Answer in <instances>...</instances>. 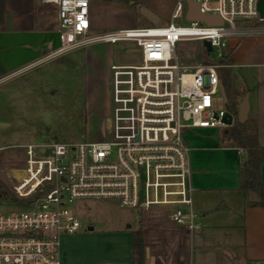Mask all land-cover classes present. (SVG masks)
Returning a JSON list of instances; mask_svg holds the SVG:
<instances>
[{"label":"built area","instance_id":"2783aa9c","mask_svg":"<svg viewBox=\"0 0 264 264\" xmlns=\"http://www.w3.org/2000/svg\"><path fill=\"white\" fill-rule=\"evenodd\" d=\"M43 1L57 8L59 47L51 55L96 41L131 42L140 55L137 62L111 66L112 106L103 140L22 145L21 164L9 166L21 171L10 174V180L17 177L12 182L15 208L0 213V264H62L63 238L83 226L70 209L78 200L115 199L122 207L141 209L143 218L166 229L171 223L199 233L185 135L226 126L230 114L214 107L215 96L223 97L220 70L227 67L223 60L233 39L264 31V26L248 25L250 20L264 23L259 0H193L223 24L188 20L190 26L175 24L188 13L187 2L178 0L168 25L150 23L99 35H91L90 0ZM182 40L209 41L214 58L182 63L176 53ZM253 264H264V259Z\"/></svg>","mask_w":264,"mask_h":264},{"label":"crops","instance_id":"0c3cea01","mask_svg":"<svg viewBox=\"0 0 264 264\" xmlns=\"http://www.w3.org/2000/svg\"><path fill=\"white\" fill-rule=\"evenodd\" d=\"M90 1L93 28L97 23L95 11L102 1ZM57 20V8L52 3L6 0L5 24L0 30V133H3L0 136L18 141L28 133L21 125L25 119L23 111L29 113L34 106L32 98L26 96L37 92L35 83L46 75L49 67H43L40 72L41 68L35 69L32 73L28 68H39L59 57L51 55L59 47ZM230 47L225 68L232 72V97L238 112L240 103L245 97L249 98L245 123L251 125L247 132L257 134L264 147V31L255 30L233 39ZM235 68L250 70V73L240 82ZM228 127L186 133L191 147L193 209L200 215L202 230L194 234L171 223L166 229L165 224L154 223L145 217L142 221L145 264H216L219 258L225 260L222 264H253L264 259V208L247 204L249 200L258 199L255 192L246 199L240 187L247 151L224 136ZM33 133L38 136L37 132ZM52 139L55 138H44L39 143ZM11 145L0 144V151ZM23 153L19 152L15 158L22 160ZM10 157L1 158L4 164H0V175L7 176L8 180L12 173L21 174L19 169L4 166ZM261 176L264 180V162ZM178 228L179 235L174 234ZM134 229L128 226L123 230L96 232L89 227V230L81 232V229L76 234L67 235L63 238L62 264H133L131 231ZM85 236L90 238L89 242L79 241ZM232 248L236 250L234 256L230 251ZM241 248L243 252L238 255Z\"/></svg>","mask_w":264,"mask_h":264},{"label":"rangeland","instance_id":"374dc122","mask_svg":"<svg viewBox=\"0 0 264 264\" xmlns=\"http://www.w3.org/2000/svg\"><path fill=\"white\" fill-rule=\"evenodd\" d=\"M101 1L102 5L98 4V9L95 11L97 23L91 29V35H99L119 28L148 26L150 22L141 14V6H147L159 15L160 24L168 25L172 20V13L178 0ZM251 23L252 26L258 28L264 26V23L258 20H250L248 25ZM175 24L190 26V22L184 16L178 17ZM204 47L205 43L202 40H182L176 43V53L182 63L196 65L214 58V55L207 52V49L205 52ZM139 55L137 46L131 42L114 44L96 41L57 54L54 57H59L46 62L39 68H34V66L28 68V72L31 73L35 69L41 68L40 72L44 69L43 67H49V71L35 83L37 92L26 96L32 98L34 106L29 113L26 110L23 111L25 119H22L21 125L23 124L28 133L18 141H14L13 137L9 139L6 135L0 136V144L13 145L0 151V164L2 166L4 164L1 163V160L3 161L1 158L11 155L8 164L4 166L20 165L21 159L15 158V156L19 152H24L22 145L39 143L44 138H55L67 144L103 140L112 106L111 66L119 63L137 62ZM234 71L237 78H240V82L250 73V70L242 68H235ZM233 89L232 83V94ZM214 107L217 110H226L232 115L233 124L238 122V109L234 110L231 103L225 102L220 94L214 98ZM250 125V122L246 123V128H249ZM219 128L222 129L224 126H219ZM33 131L37 132L38 136L33 135L35 134ZM16 178L13 175V178L8 180L7 176L0 175V181L12 192V196L9 198L0 195V213L15 208L12 197L16 199V194L12 189V184L15 183ZM3 191L0 189V193ZM70 209L83 224L81 232L89 230V227H93L96 232L123 230L128 226L137 228L144 220L141 209L122 207L115 199L78 200L70 206ZM174 234H179V230L174 231ZM89 239L85 236L80 237L79 241L86 243L89 242ZM230 251L234 256L236 250L232 248ZM242 252L243 248L239 249L238 255H241ZM221 259L219 258V262L216 264L225 262ZM212 260L210 258V261ZM237 264H241V262Z\"/></svg>","mask_w":264,"mask_h":264},{"label":"trees","instance_id":"16d2710c","mask_svg":"<svg viewBox=\"0 0 264 264\" xmlns=\"http://www.w3.org/2000/svg\"><path fill=\"white\" fill-rule=\"evenodd\" d=\"M5 16L6 0H0V30H2L5 24ZM227 58L228 55L223 60V63H226ZM220 74L228 95V103H231L232 108L237 111V105L231 92L232 72L228 68H222ZM224 136L228 140H232L237 147L243 148L247 151V159L244 161L241 169L240 187L244 191L246 199L249 198V194L252 192L257 193L258 196L257 200H249L247 203L248 206L264 208V180L261 176V167L264 162V147L260 145L258 135L249 134L247 132L246 123H242L238 120L236 124L227 128ZM0 189L4 190L3 193H0L4 198L12 196V192L2 181H0ZM12 200L15 201L13 197ZM131 234L133 264H145L146 247L142 222L136 229L131 231Z\"/></svg>","mask_w":264,"mask_h":264},{"label":"water","instance_id":"95a60500","mask_svg":"<svg viewBox=\"0 0 264 264\" xmlns=\"http://www.w3.org/2000/svg\"><path fill=\"white\" fill-rule=\"evenodd\" d=\"M188 5V13L187 20L189 21H203L209 25H221L223 24V20L219 16L207 15L203 13L200 9L199 4L195 3L193 0H185ZM258 10L260 12V16H264V0H259L258 2ZM141 14L148 19V21L154 25L160 23V17L154 11H152L147 6L140 7ZM205 47L209 52L212 51V47L209 41H204ZM220 89L223 95L225 102H228V95L224 86L223 81H220ZM249 113V98L245 97V99L239 105L238 119L240 122L245 123L247 116ZM226 125H233V116L229 115V118L226 120Z\"/></svg>","mask_w":264,"mask_h":264}]
</instances>
